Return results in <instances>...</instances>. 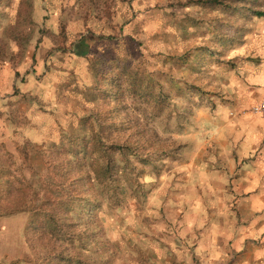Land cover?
<instances>
[{"label": "rangeland", "instance_id": "rangeland-1", "mask_svg": "<svg viewBox=\"0 0 264 264\" xmlns=\"http://www.w3.org/2000/svg\"><path fill=\"white\" fill-rule=\"evenodd\" d=\"M256 12L264 0H0V160L12 154L11 172L56 195L42 185L45 157L73 156L68 192L83 200L69 215L83 248L70 257L264 264V193L253 208L264 144L233 151L231 169L224 156L211 160L219 150L208 144L216 134L208 119L264 117L251 112L262 100L235 110L226 99L231 77L264 60L246 46L263 26ZM98 139L138 152L116 154L100 184ZM28 225L27 213L0 218V264H46L36 250L46 240Z\"/></svg>", "mask_w": 264, "mask_h": 264}, {"label": "trees", "instance_id": "trees-1", "mask_svg": "<svg viewBox=\"0 0 264 264\" xmlns=\"http://www.w3.org/2000/svg\"><path fill=\"white\" fill-rule=\"evenodd\" d=\"M254 15L262 17L264 12H256ZM98 141L97 152L103 154L106 162L103 166L92 167V173L94 182L100 184L102 174H106L107 179L113 176L115 170L114 156L116 154L133 156L138 155V152L133 151L129 145L106 146ZM18 153L22 157V164L28 166V154L19 150ZM6 154L7 158L3 156L0 160V218L17 213H27L30 225L28 228L36 224V231L38 230L40 239L46 240L45 243H42L41 248H36L40 252H45L46 255L43 257L46 264H55V261L63 264H81L79 258H72L68 255L74 249L83 248L72 241L77 236L78 231L72 229L76 224L70 220L69 215L76 210L74 205L83 200L80 195L68 192L67 184L74 182L73 180L77 181L71 176L73 168L68 167L73 156L68 162H66L67 160H59L57 157L56 159L45 157L49 175L46 176L47 180L42 182V185L56 191L55 195L54 192L39 193L36 188L29 185L20 172L17 174L14 170L11 172L12 168L17 167L14 164L12 154L7 152ZM141 160L145 161V159ZM57 171L62 172V174H58ZM33 229L35 230V228Z\"/></svg>", "mask_w": 264, "mask_h": 264}, {"label": "crops", "instance_id": "crops-1", "mask_svg": "<svg viewBox=\"0 0 264 264\" xmlns=\"http://www.w3.org/2000/svg\"><path fill=\"white\" fill-rule=\"evenodd\" d=\"M257 18H264L257 17ZM261 22V21H260ZM263 26L259 31H255L256 34L255 39H250L248 42V49L251 50L253 47L257 53L255 54L257 58H264V47H261L258 50V46L264 44V35L260 34L264 33V22H262ZM262 32V33H261ZM247 49V48H246ZM243 50V49H242ZM263 53V55H262ZM261 63V64H260ZM260 63L250 62V65H246V75H242L240 78L234 79L231 77V81H236V89L232 90L230 93L231 96L226 97L228 101H230V106L235 110H239L241 108L249 107L250 105L258 102L264 101V60ZM251 68V69H249ZM228 109H226L227 111ZM219 114H222L221 112ZM210 121L211 129L216 130L215 141H209L208 144L214 143L216 148H218L217 154L212 156L213 159L216 160L219 164V161L224 156L228 160V167L231 169L234 165V157L232 156L233 151H236L240 156H244L249 152H252L258 148L259 143L264 144V117L263 116H247L244 118H239L238 122L234 121H220L218 118L215 121ZM227 149V151H226ZM222 151V152H221ZM225 152V154L223 153ZM206 158V156H202ZM260 157V156H258ZM223 161V160H221ZM192 164V163H191ZM197 170L202 171H211L205 165L197 166ZM247 172V171H246ZM261 170L256 171V176L259 175ZM223 170L216 172V176L222 177ZM249 176H252V173L247 172ZM261 174V173H260ZM259 187H263V185H256V195H255V205L253 208H259L263 204V199L261 198V193H264V189L259 190Z\"/></svg>", "mask_w": 264, "mask_h": 264}, {"label": "built area", "instance_id": "built-area-1", "mask_svg": "<svg viewBox=\"0 0 264 264\" xmlns=\"http://www.w3.org/2000/svg\"><path fill=\"white\" fill-rule=\"evenodd\" d=\"M251 112L257 115H264V102L251 107Z\"/></svg>", "mask_w": 264, "mask_h": 264}]
</instances>
